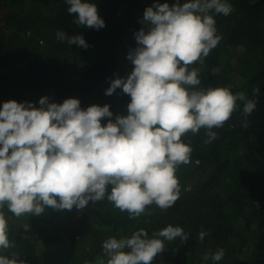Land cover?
<instances>
[{
    "label": "trees",
    "instance_id": "trees-1",
    "mask_svg": "<svg viewBox=\"0 0 264 264\" xmlns=\"http://www.w3.org/2000/svg\"><path fill=\"white\" fill-rule=\"evenodd\" d=\"M94 3L105 27L97 30L75 23L66 0H0V107L4 102H32L47 96L62 104L76 98L82 109L108 105L111 118L128 115L130 96L121 88L105 91L113 79L126 78L134 68L127 59L137 47L135 33L143 13L154 3L187 0H88ZM230 15L210 13L221 37L199 70V88L226 87L256 102L246 119L243 102L209 143L206 130L189 132L182 140L192 148L190 162L177 167L180 196L162 210L155 204L130 219L111 202H92L82 209L55 210L40 216H14L5 206L13 247L0 255L19 254L25 264H96L102 244L110 237H131L143 228L149 237L168 225L188 234L165 241V250L152 264H264V0H227ZM81 35L87 49L58 41L56 32ZM241 48L240 54L233 53ZM258 89L257 93L253 90ZM245 123L247 127H245ZM111 185L107 192L110 193ZM107 195V194H106ZM206 233L203 241L199 233ZM223 249L220 261L203 259Z\"/></svg>",
    "mask_w": 264,
    "mask_h": 264
},
{
    "label": "clouds",
    "instance_id": "clouds-1",
    "mask_svg": "<svg viewBox=\"0 0 264 264\" xmlns=\"http://www.w3.org/2000/svg\"><path fill=\"white\" fill-rule=\"evenodd\" d=\"M67 11L79 26L101 29L104 20L88 0H66ZM233 11L227 0H187L184 3H154L143 13L137 31V47L127 59L134 65L126 77L111 80L105 94L116 89L130 96L128 115L111 118L108 105H92L86 110L76 98L62 104L47 96L32 102H4L0 107V209L17 218L40 216L45 208L84 209L89 201L111 202L130 219L140 217L155 204L162 210L172 207L180 196L177 167L188 164L192 148L182 137L206 130V143L243 102L245 119L256 102L243 92L233 94L226 87L199 88V70L190 66L209 55L221 39L210 13L228 16ZM58 41L87 49L81 35L56 32ZM259 90L254 89L257 93ZM247 127V124L244 125ZM111 185L110 193L107 192ZM107 194V195H106ZM206 233L201 231L203 241ZM188 234L168 225L153 232L141 228L131 237H110L102 244L103 257L96 264H152L164 252L165 241ZM13 247L8 221L0 211V249ZM19 254L0 255V264H25ZM223 249L207 253L203 259L220 261Z\"/></svg>",
    "mask_w": 264,
    "mask_h": 264
},
{
    "label": "rangeland",
    "instance_id": "rangeland-1",
    "mask_svg": "<svg viewBox=\"0 0 264 264\" xmlns=\"http://www.w3.org/2000/svg\"><path fill=\"white\" fill-rule=\"evenodd\" d=\"M241 51H242V49L238 47L237 49L234 50L233 53L240 54Z\"/></svg>",
    "mask_w": 264,
    "mask_h": 264
}]
</instances>
